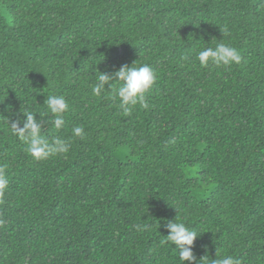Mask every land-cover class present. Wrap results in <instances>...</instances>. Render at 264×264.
Here are the masks:
<instances>
[{
    "label": "trees",
    "instance_id": "obj_1",
    "mask_svg": "<svg viewBox=\"0 0 264 264\" xmlns=\"http://www.w3.org/2000/svg\"><path fill=\"white\" fill-rule=\"evenodd\" d=\"M220 42L241 63L200 67ZM135 61L156 80L125 115L91 86ZM25 110L69 151L34 160L3 119ZM0 116V264H179L175 217L197 261L264 264V0H0Z\"/></svg>",
    "mask_w": 264,
    "mask_h": 264
},
{
    "label": "clouds",
    "instance_id": "obj_2",
    "mask_svg": "<svg viewBox=\"0 0 264 264\" xmlns=\"http://www.w3.org/2000/svg\"><path fill=\"white\" fill-rule=\"evenodd\" d=\"M224 35H228V29L223 30ZM189 59L188 55L181 57ZM200 67H208L209 64L217 67H229L241 63L240 52L229 44L220 42L215 47H206L199 51L195 57ZM96 76L95 83L91 86L93 96H100L105 91V85L112 92V99L119 100V106L125 115L131 114L132 110L139 105L141 108H148L146 93L150 90L156 80V73L148 64L136 66V61L131 65H122L114 73H101ZM113 81L119 84L114 85ZM47 112L51 114V123L59 131L65 125V115L69 111V104L64 96L50 95L46 101ZM24 120H15L9 126L6 117L3 119L8 124L10 132L22 141L27 147V153L36 161H43L56 155L66 154L69 151V143L54 136L51 140L42 134V129L47 120L36 119V114L25 110L22 112ZM40 115V114H39ZM41 117V116H40ZM22 125V126H21ZM74 137H83L84 128L76 126L72 130ZM7 164H0V204L4 202V196L9 187V179L6 176ZM168 235L165 242L175 245L174 250H178L179 264H240V261L232 255H225L220 259L209 260L207 255L198 261L192 252L194 241L198 237L195 229L189 228L186 224L176 217L173 221L166 224Z\"/></svg>",
    "mask_w": 264,
    "mask_h": 264
}]
</instances>
